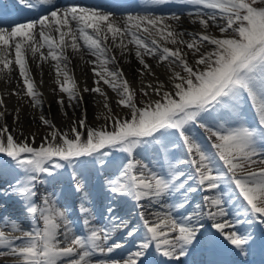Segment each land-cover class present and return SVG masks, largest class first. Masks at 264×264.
Masks as SVG:
<instances>
[{
  "label": "snow or ice",
  "instance_id": "1",
  "mask_svg": "<svg viewBox=\"0 0 264 264\" xmlns=\"http://www.w3.org/2000/svg\"><path fill=\"white\" fill-rule=\"evenodd\" d=\"M14 2L36 18L0 14V73L20 77L6 95L28 97L50 131L10 130L0 95V197L19 204V234L0 230V264H154L221 242L247 255L255 237L243 226L264 225V0H143L148 14L122 20L58 0ZM176 3L186 11H149ZM69 50L92 65L91 86L71 73ZM29 54L55 62L52 91L65 94L56 104L80 110L62 113L71 138L45 116ZM129 57L139 87L120 66ZM85 94L103 98L99 127L88 123ZM20 112L11 113L17 126ZM137 236L134 251L107 259Z\"/></svg>",
  "mask_w": 264,
  "mask_h": 264
},
{
  "label": "bare ground",
  "instance_id": "2",
  "mask_svg": "<svg viewBox=\"0 0 264 264\" xmlns=\"http://www.w3.org/2000/svg\"><path fill=\"white\" fill-rule=\"evenodd\" d=\"M83 7H90V6H83ZM101 11H110L106 10L103 8H98ZM113 12V11H111ZM153 12V11H151ZM114 13V12H113ZM154 13V12H153ZM128 13H123V14H116L114 13V16L117 20H122L126 18ZM133 15H146V13H135ZM184 27L186 30L191 31L192 30V25L188 20H184ZM82 51L84 50L83 47L81 49ZM46 54V49H43ZM69 56L72 60V63L69 65V68L71 70V73H74L75 79L83 86L85 81L89 86L92 85L93 80L95 77L93 76L91 72V67L92 65L90 64H84L80 59L78 55H73L71 51L69 50ZM11 58V57H10ZM85 59H89L88 56H85ZM129 60L132 61L131 64H128L124 61H121V67L124 68L125 74L129 77H131L133 80H135L137 86L139 87V80L136 78V73L135 69L138 67L137 62L133 57H129ZM149 63H153V61L149 58L148 60ZM29 64L31 67V72L33 77L35 78L36 84H37V91L42 93V99L44 101V108L43 112L47 118L52 119L54 124L58 129H61L62 131H68L69 136L71 134L70 132V122L68 121L67 117H63L62 113L64 111H68V115L72 117L73 119L80 117L81 112L80 110H76L73 112L70 108L66 107H60L56 104V99L58 98L59 95L61 94H54L53 93V88L55 87L54 81H55V71H54V61H46V62H41L39 60V54H37L36 58H32L29 54ZM111 67V65L109 66ZM70 73V74H71ZM146 81L149 79L148 77L145 78ZM20 80V77L18 76L17 72H3L0 73V95L5 96L6 100V106L7 110L13 111L14 108H20V121L19 125L14 122V115L8 114L6 116V122L8 123L10 130H13L14 132H23L25 135L31 133H36L40 132L43 134H47L50 129H48L46 126H41L39 122V115L41 114V109L40 108H33L32 107V101L28 99V97H24L23 99L17 98L14 94L13 95H6L7 93H14V91L18 90L17 89V83ZM42 81V83H41ZM22 87V85H21ZM58 91V89H57ZM105 91L108 92V95L110 98L114 96V93L110 88L105 86ZM102 100L103 98L100 96H92L85 94V101L86 103L84 104V107L87 108V120L90 126H96L98 127L100 124L103 123L101 119H99V115L101 112L104 111L103 105H102ZM99 101V103H98ZM50 106V107H49ZM113 107H115L113 105ZM249 114L250 110H249ZM65 179L67 178V175L65 174ZM45 189L51 190L52 188L49 185H45ZM44 189V190H45ZM205 193L201 192V197ZM198 195V196H200ZM200 198V197H198ZM15 203L17 201L14 200ZM18 204V203H17ZM19 207V206H17ZM19 212V211H18ZM17 214V213H14ZM18 216V214H17ZM12 217H16L13 215ZM11 218V217H10ZM12 219L9 221L4 222L6 228H8V234L9 236L15 235L12 234L14 233L11 224H12ZM29 222H31V217L28 218V222H23L27 223L29 225ZM11 229V230H10Z\"/></svg>",
  "mask_w": 264,
  "mask_h": 264
},
{
  "label": "rangeland",
  "instance_id": "3",
  "mask_svg": "<svg viewBox=\"0 0 264 264\" xmlns=\"http://www.w3.org/2000/svg\"><path fill=\"white\" fill-rule=\"evenodd\" d=\"M173 8H176V9H179L180 10V8H181V6L179 5V3H178V5H174V7ZM182 9V8H181ZM173 13V12H171V11H167L166 12V14H163V13H161L160 15H168V14H170V13ZM175 12H177V11H175ZM180 11H178L177 13H179ZM56 94H61V93H59V90L58 91H56ZM61 95H65V94H61ZM29 99V98H28ZM10 115H12L11 113H13V111H9L8 112ZM100 126V125H99ZM98 126V127H99ZM70 138H71V134H70ZM202 139H203V136L201 137ZM205 143H207L206 141H205Z\"/></svg>",
  "mask_w": 264,
  "mask_h": 264
}]
</instances>
